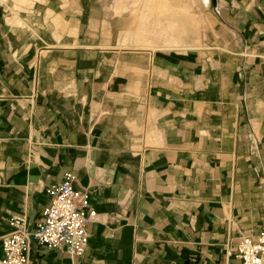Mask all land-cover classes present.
<instances>
[{
  "label": "crops",
  "instance_id": "obj_1",
  "mask_svg": "<svg viewBox=\"0 0 264 264\" xmlns=\"http://www.w3.org/2000/svg\"><path fill=\"white\" fill-rule=\"evenodd\" d=\"M110 4L0 0V260L74 173L88 252L33 242L30 264H240L264 233V0L204 1L171 50Z\"/></svg>",
  "mask_w": 264,
  "mask_h": 264
},
{
  "label": "built area",
  "instance_id": "obj_2",
  "mask_svg": "<svg viewBox=\"0 0 264 264\" xmlns=\"http://www.w3.org/2000/svg\"><path fill=\"white\" fill-rule=\"evenodd\" d=\"M76 183L77 175L67 173L60 184L48 191L50 202L33 232L28 230L25 217L12 218L13 231L3 240L4 257L0 264H30L33 242L71 257L86 256L90 244L87 229L98 214L89 194L78 190ZM235 258L240 264H264V233L257 239L242 237Z\"/></svg>",
  "mask_w": 264,
  "mask_h": 264
},
{
  "label": "rangeland",
  "instance_id": "obj_3",
  "mask_svg": "<svg viewBox=\"0 0 264 264\" xmlns=\"http://www.w3.org/2000/svg\"><path fill=\"white\" fill-rule=\"evenodd\" d=\"M108 1L111 4L107 13L124 16L135 24L134 35L151 37L153 47L164 50L193 47L184 43L188 37L190 44L194 39L198 44L202 38V23L198 22V17L208 16L203 13V0H103ZM137 45L141 44L135 45L138 49L144 48Z\"/></svg>",
  "mask_w": 264,
  "mask_h": 264
},
{
  "label": "bare ground",
  "instance_id": "obj_4",
  "mask_svg": "<svg viewBox=\"0 0 264 264\" xmlns=\"http://www.w3.org/2000/svg\"><path fill=\"white\" fill-rule=\"evenodd\" d=\"M203 1H205L206 4L209 3V0H203ZM182 22H183V21H182ZM139 42H141V40H137V43H139ZM150 42H151V41H148V40H147V43H143V44H141V45H143V46H147V47H151ZM178 42H179V41H176V43H178ZM141 45H137V46H141ZM175 47H178V46H175Z\"/></svg>",
  "mask_w": 264,
  "mask_h": 264
}]
</instances>
